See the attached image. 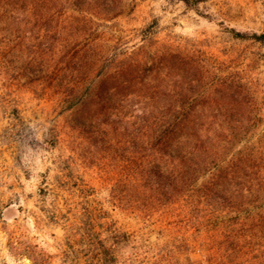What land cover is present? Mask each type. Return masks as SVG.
<instances>
[{"label":"rangeland","instance_id":"374dc122","mask_svg":"<svg viewBox=\"0 0 264 264\" xmlns=\"http://www.w3.org/2000/svg\"><path fill=\"white\" fill-rule=\"evenodd\" d=\"M0 264H264V0H0Z\"/></svg>","mask_w":264,"mask_h":264},{"label":"trees","instance_id":"16d2710c","mask_svg":"<svg viewBox=\"0 0 264 264\" xmlns=\"http://www.w3.org/2000/svg\"><path fill=\"white\" fill-rule=\"evenodd\" d=\"M185 124L182 121L169 123L168 128V155L170 158L169 183L171 188L195 186L203 177L201 172L203 161L198 152V140L193 142L192 148H187L188 139L182 135ZM178 134V135H176ZM217 191V190H216ZM220 194V193H219ZM218 194V195H219ZM217 201H223V196H217ZM239 236L237 240H241Z\"/></svg>","mask_w":264,"mask_h":264}]
</instances>
